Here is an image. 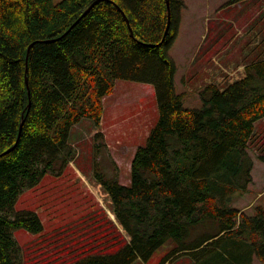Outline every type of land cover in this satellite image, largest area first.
Here are the masks:
<instances>
[{
    "label": "trees",
    "instance_id": "16d2710c",
    "mask_svg": "<svg viewBox=\"0 0 264 264\" xmlns=\"http://www.w3.org/2000/svg\"><path fill=\"white\" fill-rule=\"evenodd\" d=\"M169 3L170 16L168 0H0V264H23L15 229L44 230L36 210L16 209L20 194L65 172L72 126L101 124L118 79L153 84L160 117L135 152L130 185L96 171L127 239L97 224L93 241L111 240V250L70 264L147 261L170 241L161 264L187 253L193 264H264V206L227 204L252 180L246 147L264 117V59L225 89L206 85L203 108H186L169 52L185 2ZM94 139L98 157L108 144L102 130ZM209 221L215 228L203 230Z\"/></svg>",
    "mask_w": 264,
    "mask_h": 264
},
{
    "label": "rangeland",
    "instance_id": "374dc122",
    "mask_svg": "<svg viewBox=\"0 0 264 264\" xmlns=\"http://www.w3.org/2000/svg\"><path fill=\"white\" fill-rule=\"evenodd\" d=\"M56 2L60 0H55ZM177 37L170 55L176 62L175 85L184 93L186 108L204 107L202 90L210 83L221 89L245 76V66L264 59V0H184ZM115 91L104 97L100 125L82 118L70 130L69 142L76 150L73 164L56 176L46 174L34 188L20 194L16 209L36 210L44 230L31 233L14 230L23 251V264H70L89 253L110 251V242L99 244L92 234L97 224L108 227L112 237L118 228L112 212L113 202L96 175L117 178L121 184L132 183L131 163L139 146L160 117L153 84L118 79ZM102 130L108 151L97 157L94 135ZM253 159L252 180L242 191L227 200L232 208L252 205L247 213L264 206V117L255 123V131L246 147ZM209 221L203 230H212ZM116 231V232H115ZM167 242L147 260L131 264H161L173 247ZM191 254L179 255L167 264H193Z\"/></svg>",
    "mask_w": 264,
    "mask_h": 264
},
{
    "label": "crops",
    "instance_id": "0c3cea01",
    "mask_svg": "<svg viewBox=\"0 0 264 264\" xmlns=\"http://www.w3.org/2000/svg\"><path fill=\"white\" fill-rule=\"evenodd\" d=\"M115 91V90H114ZM112 94V93H111ZM103 117V116H102ZM102 121V120H101ZM73 162H74V160L69 164V166L71 165V164H73ZM68 166V167H69ZM252 208V205H248V206H245V207H243L242 209H240L241 211H246V210H248V209H251ZM250 264H252V262L250 263ZM253 264H260L258 261H257V259H254L253 260Z\"/></svg>",
    "mask_w": 264,
    "mask_h": 264
},
{
    "label": "water",
    "instance_id": "95a60500",
    "mask_svg": "<svg viewBox=\"0 0 264 264\" xmlns=\"http://www.w3.org/2000/svg\"><path fill=\"white\" fill-rule=\"evenodd\" d=\"M168 9H169V16H170L171 15V7H170L169 0H168ZM87 11H89V9ZM87 11H86V13H87ZM127 21H128V19H127ZM128 23H129V21H128ZM130 29H131V32L133 33L131 26H130ZM30 49H31V45L29 46L28 52H30ZM22 124H23V121H22Z\"/></svg>",
    "mask_w": 264,
    "mask_h": 264
}]
</instances>
